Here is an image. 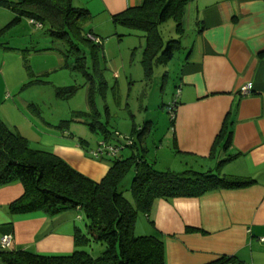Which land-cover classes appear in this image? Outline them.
Listing matches in <instances>:
<instances>
[{"label": "crops", "instance_id": "0c3cea01", "mask_svg": "<svg viewBox=\"0 0 264 264\" xmlns=\"http://www.w3.org/2000/svg\"><path fill=\"white\" fill-rule=\"evenodd\" d=\"M72 3L90 12L84 29L102 38L120 32L114 28L120 25L114 23L113 15L139 7L144 0ZM14 15L10 7L0 3V36L6 31L23 30V24L38 27L22 17L4 30ZM182 21L189 38L178 71L174 123L169 119L153 157L142 154L159 171L218 169L220 174L251 179L253 183L198 197L158 198L148 213L138 215L134 234L160 238L164 264H207L221 257L231 258L223 264H264V244L259 241L264 237V0H190ZM14 49L17 47L0 42L2 65ZM30 52L23 57L18 55L23 59L19 62L23 69L24 58L28 64L31 55L42 53ZM6 66L7 63L0 69V76L8 70ZM1 81L0 107L12 91H8L9 84ZM244 86L249 88L246 94L241 92ZM30 105L26 103L27 107ZM226 120L232 121L230 140L223 146L222 138L216 145ZM40 124V138L33 141L32 148L54 153L94 181L104 177L110 167L107 158L94 159L86 152L95 144L69 128ZM79 138L87 143L80 145ZM23 191L19 182L0 187V238L5 234L12 236L9 252L71 256L76 250L74 235L80 226L77 217L81 211L75 210L74 216L70 212L55 216L41 211L11 213L10 203ZM0 264L4 263L0 260Z\"/></svg>", "mask_w": 264, "mask_h": 264}, {"label": "trees", "instance_id": "16d2710c", "mask_svg": "<svg viewBox=\"0 0 264 264\" xmlns=\"http://www.w3.org/2000/svg\"><path fill=\"white\" fill-rule=\"evenodd\" d=\"M189 1L144 0L141 6L129 7L113 15L112 19L116 25L129 29L140 28L146 32L145 59L155 48L170 58L182 48L181 40H169L164 49L165 43L158 27L160 23L172 18L177 31L183 32L182 20ZM0 3L10 7L15 14L4 30L16 25L22 17L28 18L36 26L40 25L39 28H45L52 39L65 44L63 56L75 59L73 68L89 73L86 46L90 48L93 57H98V62L102 39L84 29L85 23L91 18L87 9L74 6L72 0H16ZM89 35L98 37L100 41L92 40ZM24 64L28 69L25 58ZM93 71L101 78L95 65ZM87 100L95 109L91 128L97 131L95 124L101 125L99 131L104 134L103 140L120 147L116 156H102L107 158L110 167L98 182L81 174L54 153L32 148L29 140L0 116V187L19 182L24 188L23 194L10 203L11 213L41 211L48 216H55L69 209L81 211L77 217L80 226L76 227L74 235L76 250L71 256L46 257L22 251L9 252V248L0 249V260L4 264H164L163 241L156 236L134 234L135 222L140 213H148L158 198L198 197L214 190L253 183L251 179L220 174L218 169L216 172L193 169L159 171L145 160L133 137L137 134L141 142L147 124L138 128L133 125V132L127 136L117 131L112 133L117 141L111 143L107 139L110 134L107 127L97 119L99 112L90 94ZM175 106L176 102L170 113L174 112ZM170 121L174 123L171 116ZM231 125L232 121L224 122L216 145L222 138L223 146L229 142ZM79 141L82 146L87 143L81 138ZM99 142L93 149L97 148ZM127 148L131 150L128 155H119ZM93 149H86V152L90 155ZM130 172L133 174L129 188L131 202L122 191V183ZM92 243L104 246L96 256L82 249L90 247ZM230 259L221 257L207 264H223Z\"/></svg>", "mask_w": 264, "mask_h": 264}, {"label": "rangeland", "instance_id": "374dc122", "mask_svg": "<svg viewBox=\"0 0 264 264\" xmlns=\"http://www.w3.org/2000/svg\"><path fill=\"white\" fill-rule=\"evenodd\" d=\"M33 27L23 24V30L18 28V31H6L0 36V42L19 48L12 50L10 59L4 61L3 65L0 63V69L5 63L8 68L4 76H0V84L3 80L10 85L8 91L12 90L0 107L6 122L8 120L10 126L25 135L30 146L40 138L37 135L41 131V122L55 128H69L76 135L85 137L91 145L96 144L103 140L104 134L99 131L101 125L95 124L97 131L90 126L95 110L87 100L90 94L99 112L97 119L110 133L107 139L116 143L117 138L112 135L116 130L127 136L133 132V125L138 128L147 124L149 126L142 140L145 150L141 148L137 134L133 137L139 152L153 157L169 126V111L177 100L178 71L186 52L189 32L185 30L179 33L175 21L168 18L158 27L165 43L164 49L171 39H180L182 48L170 58L162 54V50L155 48L145 59L146 32L140 28L115 26L119 33L113 36L103 35L101 38L98 62V57H93L90 48L83 45L87 49L86 66L89 73H86L80 68L72 67L75 61L73 58H67L68 66H65L62 55L65 44L52 39L45 28ZM31 49L42 53L31 55L28 70L23 69L19 64L23 59L18 58V55L31 54ZM94 65L101 78L93 71ZM26 103L31 104L30 107ZM128 154L129 148L119 155ZM132 176L130 172L122 183L123 194L130 202ZM65 212L75 215L73 209ZM103 247L92 243L90 247L82 249L96 256Z\"/></svg>", "mask_w": 264, "mask_h": 264}, {"label": "built area", "instance_id": "2783aa9c", "mask_svg": "<svg viewBox=\"0 0 264 264\" xmlns=\"http://www.w3.org/2000/svg\"><path fill=\"white\" fill-rule=\"evenodd\" d=\"M37 26L40 27V25H37ZM89 37L92 40H95L97 42L100 41V39L95 37V36L89 35ZM248 91H249V88L247 86H244L241 89V92L243 94H246ZM170 116H171L172 119H174V117H175L174 112H171ZM119 149H120V147H116V146L110 144L109 142H106V141L102 140V141L99 142V144H98L96 149H93V150L90 151V155L94 159H100V158H102V156H112V157H114V156H116L117 153H119ZM259 241L262 244H264V237H260ZM11 243H12V236L10 234L3 235L0 238V249H8V248H10Z\"/></svg>", "mask_w": 264, "mask_h": 264}]
</instances>
